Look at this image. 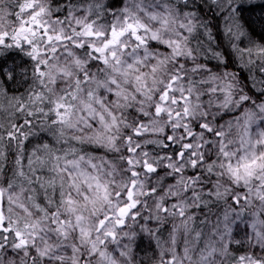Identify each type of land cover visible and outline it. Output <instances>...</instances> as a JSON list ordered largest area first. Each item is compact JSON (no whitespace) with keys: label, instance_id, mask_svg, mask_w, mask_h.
<instances>
[{"label":"snow or ice","instance_id":"6c2138e0","mask_svg":"<svg viewBox=\"0 0 264 264\" xmlns=\"http://www.w3.org/2000/svg\"><path fill=\"white\" fill-rule=\"evenodd\" d=\"M0 264H264V0H0Z\"/></svg>","mask_w":264,"mask_h":264},{"label":"rangeland","instance_id":"374dc122","mask_svg":"<svg viewBox=\"0 0 264 264\" xmlns=\"http://www.w3.org/2000/svg\"><path fill=\"white\" fill-rule=\"evenodd\" d=\"M17 63H19L18 60H17ZM9 64H11V61H9ZM146 245H147V241H144V242L142 243V247H146Z\"/></svg>","mask_w":264,"mask_h":264},{"label":"trees","instance_id":"16d2710c","mask_svg":"<svg viewBox=\"0 0 264 264\" xmlns=\"http://www.w3.org/2000/svg\"><path fill=\"white\" fill-rule=\"evenodd\" d=\"M22 90V89H21Z\"/></svg>","mask_w":264,"mask_h":264}]
</instances>
